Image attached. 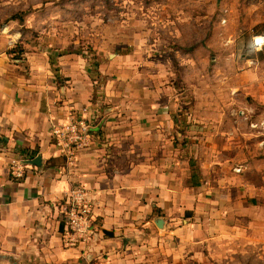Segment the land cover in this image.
Listing matches in <instances>:
<instances>
[{
    "label": "crops",
    "instance_id": "obj_1",
    "mask_svg": "<svg viewBox=\"0 0 264 264\" xmlns=\"http://www.w3.org/2000/svg\"><path fill=\"white\" fill-rule=\"evenodd\" d=\"M7 51L0 34V264H264L262 241L245 240L227 215L244 201L249 174L213 172L207 155L196 168L197 156L181 151L193 145L179 109L142 114L134 106L146 98L109 82L95 91L75 70L83 61L73 59V70L60 59L52 71L44 54ZM77 115L92 142L67 159L53 129ZM73 188L93 201L96 235L86 248L65 244Z\"/></svg>",
    "mask_w": 264,
    "mask_h": 264
},
{
    "label": "rangeland",
    "instance_id": "obj_2",
    "mask_svg": "<svg viewBox=\"0 0 264 264\" xmlns=\"http://www.w3.org/2000/svg\"><path fill=\"white\" fill-rule=\"evenodd\" d=\"M0 34L11 58L83 61L95 91L146 98L142 114L179 109L196 168L249 174L227 215L264 248V0H0Z\"/></svg>",
    "mask_w": 264,
    "mask_h": 264
},
{
    "label": "built area",
    "instance_id": "obj_3",
    "mask_svg": "<svg viewBox=\"0 0 264 264\" xmlns=\"http://www.w3.org/2000/svg\"><path fill=\"white\" fill-rule=\"evenodd\" d=\"M253 45L257 50L264 48V38L255 37ZM92 126L88 120L81 118L69 120L53 129V136L61 154L67 159H73L76 153L88 148L92 142ZM11 174L22 178L23 168L12 166ZM64 222L66 228L65 244L69 248H86L90 246L96 235L93 219V201L84 188H73L65 197Z\"/></svg>",
    "mask_w": 264,
    "mask_h": 264
},
{
    "label": "water",
    "instance_id": "obj_4",
    "mask_svg": "<svg viewBox=\"0 0 264 264\" xmlns=\"http://www.w3.org/2000/svg\"><path fill=\"white\" fill-rule=\"evenodd\" d=\"M41 159L40 158H37L35 161L32 162L33 165H40V162Z\"/></svg>",
    "mask_w": 264,
    "mask_h": 264
},
{
    "label": "trees",
    "instance_id": "obj_5",
    "mask_svg": "<svg viewBox=\"0 0 264 264\" xmlns=\"http://www.w3.org/2000/svg\"><path fill=\"white\" fill-rule=\"evenodd\" d=\"M20 21H22V19H20Z\"/></svg>",
    "mask_w": 264,
    "mask_h": 264
}]
</instances>
